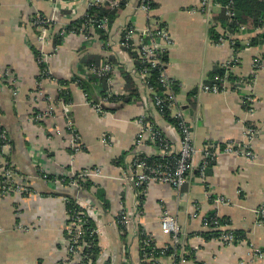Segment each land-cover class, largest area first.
Here are the masks:
<instances>
[{
  "label": "crops",
  "instance_id": "obj_1",
  "mask_svg": "<svg viewBox=\"0 0 264 264\" xmlns=\"http://www.w3.org/2000/svg\"><path fill=\"white\" fill-rule=\"evenodd\" d=\"M141 1H127L104 40L95 30L87 38L80 33L59 34L61 28L85 15L88 0H0V125L8 137L0 155L3 161L9 159L30 188L26 196L0 195V264H76L66 247L65 204L70 196L83 206L96 230L99 255L90 264H141V232L155 247L173 248L160 258V264H264V218L256 212L264 204V43L249 44L263 29L251 33L240 29L233 34L241 47L238 64L230 69L223 92L208 93L200 86L214 68H224L232 55L229 42L217 44L210 36L212 27L223 31L217 17L219 4L212 0V7L205 12L199 9L201 0H147L155 6L142 11ZM54 5L56 21L48 30V44L42 46L32 19L36 13L52 15ZM157 26L167 31L169 45L142 34ZM124 27L135 29L129 49L120 45ZM141 40L160 42L167 57L162 71L176 83L175 105L190 126L198 150L194 168L179 190L155 183L144 196L125 177L137 150L138 119L148 116L174 150L179 147V134L158 113L152 95L138 77ZM41 54L43 67L37 60ZM90 57H99L98 65L103 59L112 64L107 78L110 97L128 95L129 78L139 103L132 100L114 112L98 111L76 84L60 83L84 75L89 67H83L81 60ZM43 68L50 77L40 76ZM60 90L68 92L69 102L57 100ZM247 95L257 101L252 115L243 105ZM62 103L68 106L67 118L82 145L78 152L70 146L71 134L60 113ZM49 109L50 117L35 118ZM249 127L257 131L253 159L221 152L203 177L199 175L197 167L205 147L220 150L231 142L239 147ZM140 151L151 152L149 147ZM95 168L101 169L102 176L89 177L81 188L54 182L62 175L69 178ZM220 196L228 204L217 205L214 199ZM121 209L130 211L134 219L123 231L116 222ZM164 211L173 215L181 228L177 244L161 230ZM212 215L221 221L219 229L205 224ZM214 231L221 234L206 238ZM232 231L238 238L225 241L223 232Z\"/></svg>",
  "mask_w": 264,
  "mask_h": 264
},
{
  "label": "built area",
  "instance_id": "obj_2",
  "mask_svg": "<svg viewBox=\"0 0 264 264\" xmlns=\"http://www.w3.org/2000/svg\"><path fill=\"white\" fill-rule=\"evenodd\" d=\"M54 2L62 1V0H50ZM124 0H88V6H96V7H104L109 6L111 8H116L119 4ZM53 2V3H54ZM56 4V3H55ZM221 7L220 5H218ZM212 7V0H201L199 9L201 11L209 12ZM225 10L226 16L229 20L234 17V2L233 0H228V2L222 6ZM139 8L142 11L150 10L149 2L147 0H142ZM57 8L54 5V11L52 15L45 16L40 13H36L32 19V25L38 31V40L42 46L48 44V30L52 26V24L56 21ZM95 28L107 30L108 29V20L103 17L100 20L90 19L86 25H82L80 28V34L84 35V38L89 36V33H92ZM241 30L244 27H240ZM261 29H264V24ZM74 31H68L66 27L61 28L59 32L61 37H65L66 35L73 34L78 35ZM135 29L132 27H124L123 28V38L120 43L121 46L128 48L131 46L130 41L134 36ZM142 34L147 35L149 37L156 36L159 40L165 42L167 45L170 44V37L165 29L160 27L148 28L142 31ZM229 42L230 47L232 48L231 57L223 63V67L225 68V73L222 77H216L215 80L218 83L202 84L200 86L201 90L208 93H220L225 90L226 82L228 81L230 69L238 64L239 56L238 50L235 48V40L232 36L225 35L222 33L221 36L217 40V44ZM107 44V43H106ZM107 47V45H105ZM137 51L140 54V59L142 65H150L151 67L159 66L164 67L163 62L160 61L159 55L162 53V48L157 42H149L144 43L142 40L137 47ZM38 63L43 65L44 57L41 55L37 58ZM258 61H256L257 65ZM112 71V64L108 62V60L103 59L102 63L95 67H89L86 69V73L83 77H87L89 74H95L99 77H106L110 75ZM138 77L141 80L143 86L147 89V91L152 95L153 103L158 111V113L162 114L164 111H168L170 115L178 120L177 125L170 124V127L175 129L179 134V147L177 150L173 149L171 141L159 130L157 129L152 121H150L145 115H142L138 119L139 130L134 139V144L137 150L132 157V160L127 168V173L125 174L126 179H128L133 186L136 188L137 192L144 196L146 191L149 189L150 185L155 183H162L169 185L175 190H179L187 180L189 173L194 168V157L197 154L198 150L195 148L192 140V132L190 126L186 123L182 116V112L176 108L175 105V95L171 91L170 86L172 84V80L168 79L164 72H159V82L164 87V91L161 95H156L154 93L153 87L148 83L149 69L147 67H143L138 71ZM40 76L42 77H50L47 69L43 68L40 72ZM107 103V98H102L99 100L98 105H96V109L101 111L100 105ZM256 99L252 95H247L244 98L243 105L250 115L254 114L256 111ZM51 109L46 111L44 115L38 114L35 118L41 119L44 116H51ZM68 106L64 103L61 105V116H64L66 119V128L70 131V146L72 150L78 152L82 149V145L80 144L78 133L73 127L72 123L67 118ZM58 133V131H57ZM257 136V131L254 128H247L245 130V141L243 144L235 145L234 143H227L225 146L218 150L212 147H205L202 151V161L198 165V173L203 177L206 167L211 163V161L221 152L226 154H234L239 153L243 155L245 158L251 160L254 158V152L252 150V145L254 143V139ZM102 143H106V139L102 138ZM8 144V137L6 131L0 125V151L2 152L3 148ZM143 147H149L151 152L150 154H144L140 150ZM152 157H158L157 162H150L149 159ZM16 171L12 167L11 164L4 161L0 164V176L2 177V181L0 182V190L5 194L7 191H12L11 189L14 187L16 193L18 195L26 196L28 195L30 188L23 184V181L15 184L14 179L16 178ZM91 176H99V169H83L78 171L76 174H72L69 178H66L65 175H62L54 180V182L58 185L62 183H67L70 187L81 188V185ZM18 177V176H17ZM44 178H47L44 175ZM214 202L217 205L228 204V200L223 197H217L214 199ZM143 203V202H142ZM79 210L75 211L72 215L67 212V224L66 231L68 233L66 239V247L68 255L71 258H76V264H90V258L83 254V250L90 247V245L84 240L85 234V226L86 216L83 212L82 207L78 204ZM67 211V210H66ZM256 212L264 218V204H261ZM210 219H206L205 224H209L211 228L214 230L220 228V223L216 219L214 215H212ZM134 219L132 218V213L128 210L121 209L117 215V224L121 231L128 229L132 226ZM160 227L161 230L168 234L171 238V241L174 244L180 242V234L181 228L177 222V219L171 215L168 211H164L160 217ZM96 233V230H95ZM142 236V240L140 241V253H141V264H160V258L166 257L169 253V247L164 246L161 248H157L154 246L151 239L145 235L143 232L140 234ZM222 237L225 241H232L234 237L230 232H223ZM154 249H158V252H155ZM151 250V251H150ZM155 252V253H154ZM124 264H128L124 261Z\"/></svg>",
  "mask_w": 264,
  "mask_h": 264
},
{
  "label": "trees",
  "instance_id": "obj_3",
  "mask_svg": "<svg viewBox=\"0 0 264 264\" xmlns=\"http://www.w3.org/2000/svg\"><path fill=\"white\" fill-rule=\"evenodd\" d=\"M128 0L122 1L118 7L111 8L109 6L104 7H96V6H89L87 12L84 16L72 21L66 29L68 31H74L76 33L80 32V28L82 25H86L90 19L100 20L101 18L105 17L108 20V27L113 22V20L119 15V12L125 8V4ZM221 6L220 14L217 16L218 20L220 21L222 32L215 31V27L210 29V36L213 41L217 42L218 38L221 36L222 33L225 35L232 36L235 40V36L233 34L240 31V27H244L242 30L243 32H253L254 30L261 29L264 24V1L263 0H233L234 2V17L233 19L229 20V18L225 14V10L222 6H224L228 0H215ZM150 8L155 6L154 4L149 3ZM108 30V29H107ZM107 30L95 28V32L99 34L100 38L106 40L107 38ZM262 32L256 35L254 38L250 40V45L256 46L258 44L264 43V29L261 30ZM56 39V38H55ZM57 42V39L56 41ZM235 48L240 50L241 47L236 43L235 40ZM129 49V47H128ZM160 61L165 62L167 61L166 54H160ZM81 65L84 67H95L98 65L99 57H90L88 59H82ZM136 68L137 71L142 69L143 67H147L149 69L150 76L148 77V83L153 87L154 93L156 95H161L162 92L165 90L162 84L159 82V72L161 69L163 70L164 67L154 66L151 67L150 65H142L140 60H136ZM110 62V61H109ZM41 67H43L41 65ZM82 69V67H81ZM82 72V70H81ZM225 73V68L216 67L212 70L210 78L205 84H213L216 82L215 78L222 77ZM107 78L106 77H98L95 74H89L87 77H83L82 73L76 74L73 76L69 81L66 80H59L61 84H76L86 96V100L90 102L92 106H95L99 103L100 98H107V103L100 105L101 110L105 112H114L120 106L125 103H129L132 100L134 102L139 103V94L137 90L133 87L131 79H127L128 86V95L123 96H112L108 95L107 90ZM220 84V82H216ZM171 91L176 93L177 86L175 82H172L170 86ZM57 100H61L62 102H69L68 100V92L60 90L59 95L57 96ZM164 120L169 122L170 124L177 125L178 120L174 119L168 111H164L162 114ZM41 123V122H39ZM1 154V151H0ZM6 162H9L8 158L4 157ZM150 162H157L158 157H152L149 159ZM2 181V177L0 176V182ZM88 186L89 184H84ZM83 185V186H84ZM85 188V187H84ZM101 195H97L99 198ZM66 210L69 214H73L75 211H78L80 208L76 201L70 196L66 199ZM213 216H209L207 218L210 219ZM217 219V218H216ZM219 221V220H218ZM86 226H85V234L84 240L90 245L89 248L83 250V254L87 255L93 263L96 261V258L99 255V248L97 246V236L95 233V228L92 222L86 218ZM221 223V221H219ZM141 232V230H140ZM232 233L234 239H237L238 234ZM221 234L220 231H214L213 234H206V238L219 236ZM237 237V238H236ZM142 240V236H139V242ZM172 247H169V253L172 252ZM151 251V250H150ZM155 252H158V249H154ZM154 252V253H155Z\"/></svg>",
  "mask_w": 264,
  "mask_h": 264
},
{
  "label": "rangeland",
  "instance_id": "obj_4",
  "mask_svg": "<svg viewBox=\"0 0 264 264\" xmlns=\"http://www.w3.org/2000/svg\"><path fill=\"white\" fill-rule=\"evenodd\" d=\"M3 149H5V147L3 148ZM5 161V160H4ZM2 159H1V155H0V164L2 163V162H4ZM13 167V166H12ZM14 168V167H13ZM15 169V168H14ZM99 169V168H98ZM17 173V175H16V178L14 179V182H15V184H17L18 182H21V181H24V177L23 176H21L20 174H18V172H16ZM18 176V177H17ZM99 176H102L101 175V169H99ZM12 191H7V192H5V194L4 193H2V191L0 190V195L2 196V197H4V198H8V197H16V196H18V193H16V191H15V188L13 187L12 189H11Z\"/></svg>",
  "mask_w": 264,
  "mask_h": 264
}]
</instances>
